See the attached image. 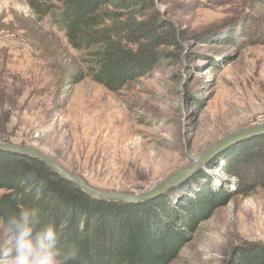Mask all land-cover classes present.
I'll return each instance as SVG.
<instances>
[{
    "label": "rangeland",
    "instance_id": "obj_1",
    "mask_svg": "<svg viewBox=\"0 0 264 264\" xmlns=\"http://www.w3.org/2000/svg\"><path fill=\"white\" fill-rule=\"evenodd\" d=\"M153 3L178 45L163 47L157 66L111 92L85 76L84 53L48 17L33 15L27 0H0V143L45 154L96 189L132 194L229 133L264 122V0ZM258 137L224 148L147 201H96L161 222V209L176 211L181 238L169 264H239L242 253L264 248V190L244 192L225 168L235 149ZM202 195L210 207L180 223Z\"/></svg>",
    "mask_w": 264,
    "mask_h": 264
},
{
    "label": "trees",
    "instance_id": "obj_2",
    "mask_svg": "<svg viewBox=\"0 0 264 264\" xmlns=\"http://www.w3.org/2000/svg\"><path fill=\"white\" fill-rule=\"evenodd\" d=\"M54 1L27 3L33 15L48 17L69 46L84 53L85 76L108 91L118 92L143 77L161 62L163 47L178 45L174 27L153 15V0ZM233 154L226 173L239 179L244 192L264 190V136ZM29 177L45 184L38 198L34 188L26 190L33 183ZM0 189V215L21 203L66 223L64 236L78 243L80 264H169L181 238L175 231L180 218L176 211L161 209L166 219L161 222L158 214L146 219L133 206L93 200L27 156L0 153ZM210 205L202 195L180 223L188 226ZM238 263L264 264V248L242 253Z\"/></svg>",
    "mask_w": 264,
    "mask_h": 264
},
{
    "label": "clouds",
    "instance_id": "obj_3",
    "mask_svg": "<svg viewBox=\"0 0 264 264\" xmlns=\"http://www.w3.org/2000/svg\"><path fill=\"white\" fill-rule=\"evenodd\" d=\"M28 179L26 190L34 188L38 198L44 182ZM65 228L38 207L18 203L0 215V264H80L79 245L65 238Z\"/></svg>",
    "mask_w": 264,
    "mask_h": 264
},
{
    "label": "water",
    "instance_id": "obj_4",
    "mask_svg": "<svg viewBox=\"0 0 264 264\" xmlns=\"http://www.w3.org/2000/svg\"><path fill=\"white\" fill-rule=\"evenodd\" d=\"M264 136V122L247 128L239 129L235 132L229 133L222 139L218 140L204 153L195 158H191L189 165L175 171L171 175H168L160 182L156 183L149 189L142 190L132 194L117 193L110 191H103L96 189L88 185L85 181L77 178L73 174L67 172L59 164L54 162L49 156L42 154L32 148L16 146L8 143H0V150L8 151L10 153L27 156L32 159L38 160L49 168L54 174L59 176L64 181L69 182L78 189H80L86 196L94 200H101L106 202L137 204L147 201L153 197H156L169 188L179 184L189 175H191L200 165L209 160L213 155L219 151L227 148L228 146L237 142L247 140L250 138Z\"/></svg>",
    "mask_w": 264,
    "mask_h": 264
}]
</instances>
